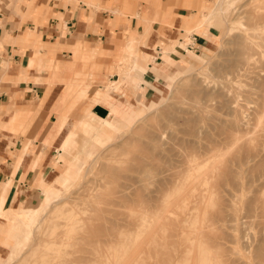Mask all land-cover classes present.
<instances>
[{
	"label": "rangeland",
	"instance_id": "rangeland-1",
	"mask_svg": "<svg viewBox=\"0 0 264 264\" xmlns=\"http://www.w3.org/2000/svg\"><path fill=\"white\" fill-rule=\"evenodd\" d=\"M200 1H205L204 4H207V7H212L214 1L219 0H193L191 4H185L190 11L194 9L196 14L184 18L183 23L190 22L196 16H201L202 19H198L191 27L190 23L186 27L182 24L184 32L178 31V35L174 39L164 36L161 32L158 44L163 53H168L170 47L174 45L182 47L180 38L188 41L187 37H190L193 32L205 33L208 27L212 26L216 35L211 36L208 46L201 47L198 52L193 51L199 55V58H191L184 68L179 64L172 65L173 62H170L168 57L170 55L163 54L168 57L169 74L160 79L156 76H144L143 78L148 81L145 83L139 78L137 74L141 75L142 73L135 67L134 61L140 64H145L146 61L141 60L138 53H132L128 61L124 59L126 55L124 43L126 36L132 32L131 30L122 31L118 44L113 42L112 46H100L102 50L95 57L76 54L72 50L74 66L71 68L64 67V70L61 62L58 63L60 67L53 63L44 65L48 67V70L52 68L54 75L66 77L73 73L70 77H75V73L80 72L85 74L81 76L87 79L85 86H76L74 90L76 92L64 104L59 95L53 110L48 112V115L53 114L57 119L56 110L63 111V114L68 118L67 131L69 128H74L75 122L81 118L92 120L88 105L94 104V101L91 98L87 103V100L83 99L84 88L87 86L95 89L101 95L108 93V90L114 95L118 94L119 98L131 108L141 110V105L138 104L140 101L146 106L151 105L154 109L147 114L145 119H139L132 126L120 123V129L110 133L114 140L109 145L103 146L95 143L79 129H76L77 135L71 138L64 149L60 143L58 144L57 158L59 156H65L68 160L79 158V174L68 188L60 187L63 198L52 202L45 211L39 213L40 223L33 229L30 239L21 250L12 253L11 244L22 238V224L19 223L16 227L8 230L5 226L0 230V264H126L124 262H127L129 258L130 261L132 258L138 259L133 264H191L192 257L193 263L199 264L198 260L202 258L199 251L201 243L210 251L207 263L210 261L211 264H264L262 262L264 261L262 255V253L264 254V242L261 238L264 234V218H261L264 216L262 215L264 208L259 207L262 203L264 205V200H262L264 197V102H262V100L264 101V90L262 88L264 86L257 88L264 83L262 81L264 79V0H226L228 4L226 3V10L223 13L216 12L210 15L208 8L207 10L204 7V11V8L199 6ZM122 10L123 14L128 12L127 7ZM132 16L140 19L136 13H133ZM170 17H174V14H164V18L159 22L173 27L172 22L166 19ZM154 20L158 21V19ZM147 22L143 21L144 24ZM136 42L139 48L142 44L147 47L146 42L143 43L141 34ZM67 49L70 48L67 47ZM182 49L184 52L191 51L185 47ZM174 54L179 58L182 55L180 51ZM247 54L251 59L248 66L247 64L245 66V59L249 58L245 56ZM150 62L152 66L155 61L151 59ZM34 66L37 65L31 67ZM92 74H94L93 77ZM170 81L173 82L172 88L169 87ZM55 82L64 83L62 92L68 89L67 82L60 78H51L49 85ZM142 82L144 85L140 84ZM119 83L122 85L118 86ZM259 83L262 84L259 86ZM145 86L150 90L146 92V89L143 88ZM217 91L221 94L218 95ZM222 92H224L223 95ZM234 99L239 103H236ZM222 103L226 105L224 104V106ZM63 107L64 109H62ZM238 111L240 115L237 113ZM32 115L36 118L38 112L36 111ZM48 115L46 121L49 120ZM101 116H107L106 111ZM239 117L242 120H237ZM21 119L22 117L17 119L12 131L24 132L26 125L33 121H25V119L20 122ZM156 126L163 131L161 139L158 138L161 131L157 130ZM66 130L61 133L60 142L67 133ZM154 133L157 136L153 135ZM211 139L214 141L211 142ZM227 139L233 140L229 142ZM213 144H218L219 148H215H218L219 151L215 148L216 152L213 149L209 150ZM256 145L261 146L257 147ZM204 147L206 151L203 149ZM256 149H260L259 153L256 152ZM193 150H195L194 153ZM254 151L257 155L253 154ZM60 153L62 154L59 155ZM204 154H209L207 155L209 157ZM216 159L218 161L222 159L219 163L215 161L220 168H215L217 172L212 166H209L215 165L213 161ZM66 165L67 162H56L55 171L49 175L45 174V179L51 180L58 174V171H63ZM207 167L210 168L207 169L208 175H212L210 178L202 174L203 170H205L203 173H206L205 168ZM228 168L229 170H227ZM209 171H213V173ZM192 172L197 177L199 174L205 178H200L201 181L199 179L197 181V177L195 178ZM169 178L171 181L168 183L167 179L169 180ZM191 178L196 179L197 182L191 181ZM213 179L216 181L214 180L212 183ZM160 180L162 184L158 182ZM210 180L212 186L209 183ZM190 181L191 183H188ZM194 183H199V190L197 185L192 188ZM185 186L190 187V193L186 191L190 197L186 193V197L182 194L183 200L178 202L179 191H185ZM208 187L213 188L209 189ZM31 188L35 190L34 198L22 206L36 208L41 204L44 196L40 187L38 188V179L34 180ZM164 188L166 189L164 190ZM157 189L161 190L158 194ZM201 189L205 190L202 192ZM200 190L204 196L198 195ZM209 190H213V193L210 194ZM162 192L164 193L162 194ZM207 193L209 195H206ZM153 194L156 197L160 196V200L155 197L157 200L155 201L153 197L155 203L151 201ZM196 195L198 198L195 197ZM199 196L202 197V201ZM255 196H259L258 199ZM173 197H177L174 204L176 205V202L179 204L176 206L172 205L175 199ZM252 198L255 199L251 204ZM170 199L173 200L170 203L172 206H168ZM199 200L201 203H198ZM248 202L250 203L248 204ZM196 204L201 205L197 207ZM10 205L15 207L19 204L9 203L8 206ZM263 205L262 207H264ZM170 207L173 209L171 208L169 211ZM251 207L253 210L249 213L248 209ZM232 208L235 211H232ZM198 211L200 213L202 211V220L200 219L199 224L201 223L200 228L204 236L201 231H196L200 238L197 236L199 241H196L197 246H195V239L192 238L195 233L191 232L200 226H196L201 218ZM236 212L237 214L234 215ZM164 219L166 224L164 223V226L160 227V222ZM206 221L208 222L206 223ZM0 222L3 223L4 219L0 218ZM232 222H236L235 229ZM210 223L214 224V226L211 225V229L208 226ZM157 225L160 226L157 227ZM185 226L189 232L183 230V228L186 229ZM205 227L206 231H204ZM212 227H216V229ZM162 228L165 229L162 230ZM180 228L182 232H179ZM215 230L218 237L214 235ZM146 231L148 234L151 233L150 236L146 234ZM185 232L188 235L191 234V237ZM154 234L156 237L153 242L156 245H165V248L156 247L152 242L153 238L149 241L151 235L153 237ZM178 235L181 236L180 240ZM143 236L145 239L142 238ZM259 240L262 242L261 250L259 249L261 243ZM150 242L155 248L151 247ZM210 242L216 247H211ZM140 244L143 245L140 246ZM193 246L197 249H194ZM140 250L144 253L135 254ZM193 250L197 251V255ZM101 252L104 255H101ZM192 252L197 257L191 255ZM211 253L223 258L222 262H226L218 261L219 258L215 259ZM255 253L258 255L256 256ZM119 255L120 257H117ZM11 256H13L12 259H10ZM125 257H127L126 260L122 261ZM128 263L131 262L128 261Z\"/></svg>",
	"mask_w": 264,
	"mask_h": 264
},
{
	"label": "crops",
	"instance_id": "crops-1",
	"mask_svg": "<svg viewBox=\"0 0 264 264\" xmlns=\"http://www.w3.org/2000/svg\"><path fill=\"white\" fill-rule=\"evenodd\" d=\"M192 2L193 0H0V194L5 183L9 179L13 181L12 189L6 196V204H24L33 199L35 190L31 187L34 180L39 179L40 174L44 176L55 171L61 134H57L50 145L43 142L49 127L57 120L53 114L48 115V112L53 110L59 95L62 102L72 86L81 87L87 83V79L81 76L85 74L80 72H76L75 77H70L73 73L66 77L54 75L52 68L48 70L44 66L46 62L58 67L61 62L63 69L71 68L74 66L72 50L76 54L95 57L102 50L100 46H112L115 42L118 44L122 31L131 30L126 36L124 47L129 38L138 33L147 45L145 47L142 44L140 48L153 56L158 67L164 61L163 54L170 55L168 57L173 62L172 65L179 62L185 65L191 58H199L193 51L198 52L201 47L209 45L211 36L216 35L214 27L209 26L205 33L193 32L190 35V41L186 45L190 52H184L182 47L174 45L168 53H163L158 41L161 32L174 39L178 31L184 32L182 24L186 27L190 23L191 27L198 19H202L201 16H196L190 22L183 23L184 18L196 14L194 9L190 11L185 6ZM124 7L128 8L125 14L122 10ZM133 13L139 15L140 19L132 16ZM164 14H174V17L166 18L172 22L173 27L159 22ZM143 21H148V24ZM178 51L182 54L180 58L174 54ZM38 57L42 62L38 63L36 59L30 65L31 59ZM33 65L40 67H31ZM51 78L64 80L68 89L62 92V82L49 85ZM143 88L146 92L150 90L147 86ZM84 95L83 99L87 103L91 98L98 100L88 105L89 111L98 116L106 111L108 115L110 101L107 98L88 86L84 88ZM114 96L119 98L118 94ZM15 110H26L30 116L28 121L33 120L34 112H38L37 117L26 125L24 132L12 131L17 122V119L14 122L13 117ZM57 113L65 115L63 111L56 110ZM17 158L20 161L18 168L14 170Z\"/></svg>",
	"mask_w": 264,
	"mask_h": 264
},
{
	"label": "bare ground",
	"instance_id": "bare-ground-1",
	"mask_svg": "<svg viewBox=\"0 0 264 264\" xmlns=\"http://www.w3.org/2000/svg\"><path fill=\"white\" fill-rule=\"evenodd\" d=\"M199 2V1H198ZM198 2H196V3H198ZM204 2L205 1H200V4H199V6L200 7H205L206 9L208 8L209 9V15L210 14H212V13H223L225 10H226V3L228 4V1L226 2V0H219V1H214V3H213V6L212 7H207L205 4H204ZM212 4V3H211ZM198 5V4H197ZM205 8H204V11H205ZM201 9V8H200ZM207 9V10H208ZM253 13V12H252ZM254 14V13H253ZM258 14V13H257ZM254 15H256V14H254ZM263 15V14H262ZM262 15L260 16V17H262ZM253 16V15H252ZM253 17H255V16H253ZM255 20V19H254ZM240 25L238 24V27H239ZM235 27V26H234ZM230 28V27H229ZM230 30V29H229ZM250 34V33H249ZM139 36H140V34H136V35H132L130 38H129V40H128V42L126 43V45H125V47H124V50H126V55L124 56V59L126 60V61H128L129 59H130V57L132 56V53H138V56L140 57V59L141 60H143V61H146V63L145 64H140V63H138V62H135L134 61V63H135V67H137L138 69H139V71L142 73L141 75L140 74H137L138 76H139V78H141L143 81H145V83H148V81H146L143 77L144 76H146V77H159L158 79H160L161 77H163V76H167V74H169L168 73V70H169V64H168V57L165 55V56H163V58H164V61L161 63V66H157V64L154 62V64L151 66V59L152 60H154V58H153V56H151V55H149L148 53H146L145 51H143V50H141L137 45H136V40H137V38H139ZM187 39H188V41L190 40V37L188 36L187 37ZM180 46H182V47H185V48H187L186 47V45H187V43H188V41H185V39H181L180 38ZM188 49V48H187ZM85 54H87V53H85ZM245 56H248V54L247 55H245ZM249 58H246L245 59V66H246V64H247V66H248V63H249V61H250V59H251V57L250 56H248ZM245 58V57H244ZM36 59L38 60V63H40V61L42 62V59L41 58H32L31 59V61H30V65H32L33 64V62L34 61H36ZM180 65V67H182V68H184L186 65H184V63H181V62H179V63H177L176 65ZM46 65H48L47 64V62H46ZM167 71V72H166ZM181 73H182V71L181 70H179ZM263 79V78H262ZM258 81V80H257ZM263 82H264V79L262 80ZM115 82V81H114ZM117 82V81H116ZM259 82H261V81H259ZM262 82V83H263ZM138 83V82H137ZM173 82H171L170 81V83H169V87L170 88H172V84ZM262 83H259V86H260V84H262ZM140 84H143L144 85V83L142 82V83H140ZM122 85V83H119V85L118 86H121ZM150 85V84H149ZM222 85V84H221ZM224 85V84H223ZM222 85V86H223ZM225 86V85H224ZM264 86V83L262 84V86H260V87H258L257 86V88H262ZM231 88V87H230ZM76 89V86H72V88H71V90H69L67 93H66V95L64 96V98H63V100H62V103H65L67 100H69L71 97H72V95L76 92V91H74ZM224 89H225V87H224ZM263 90H264V88H262ZM218 90H220V88H218ZM228 91V90H227ZM110 91L108 90V93H106V94H104L103 96L105 97V98H107L109 101H110V107H109V111H108V115L107 116H98V115H96L94 112H92V111H90V113H91V115H92V120H96L95 122L94 121H92L91 119H87V118H81V119H79L78 121H76L75 122V125H74V128H69L68 129V131L66 130L67 129V123H68V118H67V116L66 115H62V114H60V113H57L58 114V116H57V120L55 121V122H53L52 124H51V126L49 127V130H48V133L46 134V136H45V139H44V143H46V144H49L51 141H52V139L57 135V134H61L62 132H64L65 130L67 131V133L65 134V136H64V138L61 140V142H60V146L62 147V149H64L65 148V146L66 145H68V143H69V141L71 140V138L73 137V136H75V135H77V131H76V129H79L83 134H85L86 136H88V137H90L95 143H99V144H101V145H103V146H105V145H109L110 143H111V141L112 140H114V138H112V136H111V132L112 131H118L119 129H120V123H124V124H126V125H129V126H132L136 121H138L139 119H145L146 117H147V114L150 112L151 113V111H153V109H152V107H151V105H149V106H146V105H144V103L143 102H138V104L139 105H141V110H138V109H134V108H131L129 105H127L126 103H124V102H122L119 98H117V97H115L114 96V94L112 93V92H110ZM254 92V91H253ZM219 91H217V94L219 95ZM223 93L224 92H222V95H223ZM261 93H262V91H261ZM116 94H117V92H116ZM221 94V93H220ZM221 95V96H222ZM228 96V95H227ZM168 97V96H167ZM169 99V98H168ZM235 99H237V98H235ZM234 99V100H235ZM92 100L94 101V103H96L98 100L96 99V98H92ZM237 100H235V102H236ZM249 101V100H248ZM251 101V100H250ZM223 102V101H222ZM262 102H264L263 100H262ZM228 103V102H227ZM236 103H239V102H236ZM223 104V103H222ZM225 104V103H224ZM223 104V105H224ZM226 105V104H225ZM224 105V106H225ZM240 105V104H239ZM261 105V104H260ZM264 105V104H263ZM236 106V105H235ZM240 106H242V105H240ZM244 107V106H243ZM263 107V106H262ZM156 108V107H155ZM236 108H237V106H236ZM232 109V108H231ZM238 110H240V109H238ZM254 112V111H253ZM237 113H239V115H240V112L238 111ZM29 115V113L26 111V110H15L14 111V113H13V117H14V122H15V119H19L20 117H22V119L20 120V122L22 121L23 122V120H25V121H28L27 120V118L28 117H30V116H28ZM245 115V114H244ZM247 116V115H246ZM249 116V115H248ZM192 117V116H191ZM191 117H190V119H191ZM237 117H238V115H237ZM241 117V116H240ZM238 118L237 120H242V118ZM153 118V117H152ZM152 118H151V120H152ZM198 118V117H197ZM212 118V117H211ZM246 118V117H245ZM30 119V118H29ZM148 119V118H147ZM189 119V120H190ZM214 119H215V117H214ZM150 120V121H151ZM195 120V119H194ZM247 120H249V119H247ZM191 121H193L192 119H191ZM195 121H197V120H195ZM217 121V120H216ZM215 121V122H216ZM146 122V121H145ZM197 123V122H196ZM217 123H218V121H217ZM248 123V122H247ZM21 124V123H20ZM195 124V123H194ZM246 124V123H245ZM261 124H262V122H261ZM159 126V125H158ZM157 127V126H156ZM160 127V126H159ZM158 128V127H157ZM221 129V128H220ZM157 130H159V128L157 129ZM159 131H161V128H160V130ZM149 132H151V131H149ZM152 132H154V131H152ZM223 132V131H222ZM225 132V131H224ZM235 134H236V132H234ZM233 133V135H235ZM218 134V133H217ZM153 135H155V133L153 134ZM162 135H163V131H161V133L158 135V138L159 139H161V137H162ZM155 136H157V135H155ZM154 136V137H155ZM220 136V135H219ZM226 136V135H225ZM229 136V135H228ZM205 138H206V136H205ZM204 138V139H205ZM225 138V137H224ZM226 138H227V136H226ZM229 138V137H228ZM234 138V137H233ZM208 140H210V139H208ZM207 140V141H208ZM212 140L213 139H211V142H212ZM222 140V139H221ZM228 140V139H227ZM233 140V139H232ZM232 140H228L229 142H232ZM214 141V140H213ZM181 142H182V140H181ZM210 142V141H209ZM227 142V141H226ZM178 143V142H177ZM186 143H188V142H186ZM196 143V142H195ZM194 143V144H195ZM215 143V142H214ZM224 143H225V141H224ZM181 144V143H180ZM180 144H179V146H180ZM211 144V143H210ZM220 144V143H219ZM260 144V143H259ZM190 145V144H189ZM189 145H188V147H189ZM218 145V144H217ZM216 144L214 145H212L211 146V148L209 149L210 151L213 149L214 151H215V147H218ZM225 145V144H224ZM187 146V145H186ZM203 146H207V145H203ZM209 146V145H208ZM257 146V145H256ZM261 146V145H260ZM260 146H257V147H260ZM203 148V149H205V151H206V148ZM223 147V146H222ZM190 148V147H189ZM195 148H197V147H195ZM199 148V147H198ZM208 148V147H207ZM215 148V149H214ZM219 148V147H218ZM218 148L216 149L217 151H219L218 150ZM256 148V147H255ZM180 149V148H179ZM254 149V148H253ZM258 149V148H257ZM256 149V152L257 153H259V150H257ZM182 150V149H181ZM183 151V150H182ZM221 151V150H220ZM195 152V150H193V153ZM198 152H199V150H198ZM216 152V151H215ZM214 152V153H215ZM255 151L253 152V154L255 153L256 155H257V153H256ZM184 153H185V151H184ZM201 154L203 153V152H200ZM213 153V154H214ZM261 153V152H260ZM176 154V153H175ZM174 154V155H175ZM178 154V153H177ZM197 154V153H196ZM252 154V153H251ZM205 155V154H204ZM207 155H209V154H207ZM207 155H205V156H207ZM247 155H249V154H247ZM246 155V156H247ZM88 156H90V154H88ZM205 156H202V157H204L205 158ZM215 156V155H214ZM254 156V155H253ZM263 156V155H262ZM180 157V156H179ZM207 157H209V156H207ZM206 157V158H207ZM216 157V156H215ZM251 157V156H250ZM249 157V158H250ZM186 158H187V156H186ZM198 158V157H197ZM247 158H248V156H247ZM172 159H173V157H172ZM200 159V158H199ZM199 159H197V160H199ZM252 159V158H251ZM224 160V159H223ZM19 161H20V158H17V161H16V165H15V168H14V170L16 169V168H18V164H19ZM57 162H59V161H65V162H67V165L65 166V168H64V170L63 171H58V174L55 176V177H53L51 180H46L45 179V177L42 175V174H40V177H39V179H38V188L40 187V189L42 190V192L44 193V196H43V198H42V201H41V204H39V206L38 207H36V208H34V207H24V206H22V204L21 203H19V205L18 206H15V207H12V205H10V206H8V204H6V196H7V194L11 191V189H12V179H7L8 180V182H6L5 183V185H4V187H3V191L1 192V194H0V218L1 219H4V222L3 223H1L0 222V230H2L5 226H7V230L8 229H10V228H14V227H16L19 223L20 224H22V226H23V230H21V232H22V238L21 239H19V240H17V241H14V243L13 244H11V247H12V253H15V252H17V251H19V250H21L23 247H24V245H26V243H27V241L30 239V237H31V235H32V232H33V229L35 228V227H37L38 226V224L40 223V221H39V218H38V215H39V213L40 212H42V211H45L46 209H47V207L52 203V202H54V201H57V200H60L61 199V197H62V194L63 193H61V189H60V187L61 188H68L69 187V185L76 179V177H77V175L79 174V171H80V166H79V158H76V159H73V160H71V159H69L68 160V158H65V156L63 157V156H59L58 157V159L56 160ZM174 161H175V159H174ZM182 161H183V158H182ZM200 161H201V159H200ZM215 161H217L218 163L220 162V161H222V159L220 160V161H218L217 159L216 160H214L212 163L213 164H215V165H209V166H212V168H216L217 167V169L219 168L218 166H219V164L218 163H216ZM156 162H158V161H156ZM172 162V161H171ZM180 162V161H179ZM225 162H226V160H225ZM224 161H223V163L224 164H226ZM229 162H231L230 160H229ZM259 162V161H258ZM257 162V163H258ZM181 163V162H180ZM184 163V162H183ZM199 163V162H198ZM222 162H221V164H223ZM228 163V162H227ZM179 164V163H178ZM189 164V163H188ZM188 164H186V165H188ZM199 164H201V163H199ZM217 164H218V166H217ZM221 164H220V166H221ZM154 166L153 167H155V164H153ZM227 165V164H226ZM257 165V164H256ZM255 165V166H256ZM173 166H174V164H173ZM177 166H179V165H177ZM181 166V165H180ZM208 166V167H209ZM185 167V166H184ZM205 168L206 169V173L204 172L203 173V171H205V170H203L202 171V174L204 175H206V176H209V177H207V178H210V176L212 177V175L210 174V175H208V173H207V169H210V168ZM179 168V167H178ZM195 168V167H194ZM211 168V169H212ZM186 169H188L187 167H186ZM185 168L183 169L184 171L186 170ZM220 169V168H219ZM51 170V169H50ZM172 171H173V169H171ZM182 170V169H181ZM213 170V169H212ZM227 170H229V168L227 169ZM52 171V170H51ZM190 171V170H189ZM193 171V170H192ZM215 171H216V169H215ZM210 172V171H209ZM212 173H213V171H211ZM210 172V173H211ZM217 172V171H216ZM175 173V172H174ZM193 173V174H192ZM191 174L192 175H194L195 176V174H194V172H192ZM228 174H229V172H227ZM226 173V174H227ZM230 173H231V171H230ZM201 174V173H200ZM215 175L214 176H216V173H214ZM227 174V175H228ZM171 175V174H170ZM192 175H191V177H192ZM181 176V175H180ZM199 176H201V177H199ZM169 177V176H168ZM197 176H195V178H196ZM199 177V178H198ZM198 177L196 178L197 179V181H198V179L201 181V179L200 178H203L202 177V175H199L198 174ZM205 178V177H204ZM203 178V179H204ZM215 178H217V176L215 177ZM175 179H177V178H175ZM193 179V180H192ZM196 179H194V178H191V181H193V182H197V181H195ZM203 179H202V182H204L203 181ZM212 179V178H211ZM166 180V179H165ZM208 180V179H207ZM214 180L215 179H213L212 180V183L214 182ZM167 181H168V183H169V181H171L170 180V178H169V180L167 179ZM166 181V182H167ZM191 181L190 182H188V183H191ZM199 181V182H200ZM216 181V180H215ZM159 183L160 182H162L161 180L160 181H158ZM174 182L176 183V181L174 180ZM172 183H173V181H172ZM174 183V184H175ZM210 184H211V180H210V182H209ZM59 184V186H57ZM160 184H162V183H160ZM159 184V185H160ZM171 184V183H170ZM210 184H208L209 186H210ZM18 185V184H17ZM190 185V184H189ZM193 185V184H192ZM198 187H197V186ZM201 186H202V183L200 184ZM162 186V185H161ZM163 186H165V185H163ZM172 186V185H171ZM194 186L195 187H197V189L199 190L200 188H199V183H194V185H193V187L192 188H194ZM200 186V187H201ZM211 186H212V184H211ZM182 188V187H181ZM189 188V189H188ZM188 188L185 186L184 187V189H185V191L184 190H182L181 192L179 191V194H178V196L177 197H179V199L177 198V197H173V198H175L174 199V201H173V203H172V205L174 204V202H175V200H176V198H177V200H178V202L181 200H183V197L182 196H185L186 197V194H188L187 192H189V190H190V187L188 186ZM192 188H191V190H192ZM209 189L211 188H213V187H208ZM160 189H162V188H160ZM158 190L157 191V194L159 193V191L161 192V190ZM166 188H164V190H165ZM188 189V190H187ZM197 190V191H198ZM202 190V192H203V190H205V189H201ZM201 190H200V194L198 193V195H203L204 196V194H202L201 193ZM66 191V190H65ZM155 191H156V189H155ZM163 191V190H162ZM167 191V190H166ZM166 191H164V192H166ZM187 191V192H186ZM209 191H211V193L209 192ZM209 191H206V192H209L210 194H212L213 192V190H209ZM64 192V191H63ZM164 192H162V194L164 193ZM193 192V191H192ZM181 193V194H180ZM186 193V194H185ZM190 193V192H189ZM183 194V195H182ZM161 195V194H160ZM181 197H180V196ZM206 195H209L208 193L206 194ZM162 196V195H161ZM188 196L190 197V195L188 194ZM153 197H154V200H155V197H156V195L154 196V194L152 195V200L151 201H153ZM160 197V196H159ZM159 197H156V199L158 200H160V198ZM194 197V196H193ZM195 197H197V195L195 196ZM199 197H201V196H199ZM256 197V196H255ZM257 197H259V196H257ZM256 197V199H258ZM63 198V197H62ZM198 198V197H197ZM204 198V197H203ZM186 199V198H185ZM200 199V198H199ZM253 199V198H252ZM255 199V198H254ZM254 199L253 200H251L250 202H251V204L253 203L252 201H254ZM157 200H155V201H157ZM176 200V201H177ZM201 201H202V197H201V199H200ZM198 201V203L200 202L201 203V201ZM238 200V199H237ZM240 200V199H239ZM262 200H264V197H263V199ZM261 200V201H262ZM23 201V200H22ZM155 201H153L154 203H155ZM171 201V199H170V202H169V205L168 206H172L170 203L172 202ZM185 201V200H184ZM192 201V200H191ZM236 201V200H235ZM260 201V202H261ZM10 202V201H9ZM168 202V201H167ZM178 202H176L177 204H179ZM237 202V201H236ZM240 202V201H239ZM250 202H248V204L250 203ZM259 202V203H260ZM197 203V204H198ZM207 203V202H206ZM244 203H245V201H244ZM167 204V203H166ZM176 204V205H177ZM196 204V205H197ZM237 204H239L238 202H237ZM175 205V204H174ZM175 205V206H176ZM199 205H201V204H199ZM199 205H197V207L199 206ZM208 205V204H207ZM206 205V206H207ZM258 205V204H257ZM262 205H263V203L261 204V206L259 205V207H261V208H264V207H262ZM175 206H173L174 208H176ZM205 206V207H206ZM233 206V205H232ZM252 206V205H251ZM253 206H254V204H253ZM264 206V205H263ZM173 207H170L168 210L170 211V209L172 208L173 209ZM194 207V206H193ZM204 207V206H203ZM204 207V208H205ZM215 207H216V205H215ZM246 207H250V206H246ZM190 208V207H189ZM195 208H196V206H195ZM235 208V207H234ZM247 208V209H248ZM145 210V209H144ZM167 210V211H168ZM202 210H205V209H202ZM235 211V209H233L232 208V211ZM249 211V213L250 212H252V207H251V209H248ZM175 211H176V209H175ZM181 211V210H180ZM189 211H190V209H189ZM261 211H262V209H261ZM173 212V211H172ZM179 212V211H178ZM185 212V211H184ZM207 212V211H206ZM254 213H255V211H253ZM263 212H264V210H263ZM195 213H197V212H195ZM200 213V211H198V214ZM19 214V215H18ZM177 214V213H176ZM188 214V213H187ZM201 218H199L200 217V215H198L199 217V220H198V224L196 225V226H199L198 228H197V230H193L194 232H191V233H195L194 234V237L192 236V238L193 239H195V242H194V244L196 243V245L195 246H197V242L196 241H199L198 239L200 238V236H199V233H197L196 231H198V232H202V236H204V234H203V231H202V229L200 228L201 227V223L199 224V222L202 220V211H201ZM237 214V212L234 214V215H236ZM252 214V213H251ZM262 214V213H261ZM261 214H260V216H261ZM207 215H208V212H207ZM233 215V216H234ZM250 215V214H249ZM262 215H264V213L262 214ZM144 216V215H143ZM167 217H169V215H166ZM186 216V215H185ZM192 216H194L193 214H192ZM192 216H191V219H192ZM251 216V215H250ZM140 217H142V216H140ZM166 217V218H167ZM165 218V219H166ZM185 218V217H184ZM236 218V217H235ZM234 218V219H235ZM261 218H264V216H261ZM165 219L163 220V221H161L160 222V225H157V227L158 226H160V227H162V226H164V221H165ZM172 219V218H171ZM186 219V218H185ZM185 219H183V220H185ZM201 219V220H200ZM154 221V220H153ZM186 221V220H185ZM210 221V220H209ZM233 222L234 221H236V220H232ZM170 222V221H169ZM208 221H206V223H207ZM232 222V223H233ZM205 223V224H206ZM211 223H213V222H211ZM210 223V225H208V226H210V229H211V225H213L214 226V224H211ZM240 223V222H239ZM243 223V222H242ZM166 224V223H165ZM234 224V225H233ZM232 224V226L234 227V229H235V224H236V222L235 223H233ZM264 224V223H263ZM203 225V224H202ZM207 225V224H206ZM239 225V224H238ZM204 226V225H203ZM159 227V228H160ZM166 227V226H165ZM172 227V226H171ZM186 227V226H185ZM195 227V226H194ZM151 228H153V227H151ZM150 228V229H151ZM193 228V227H192ZM212 228H215L216 229V227H212ZM165 229V228H164ZM163 228H162V230H164ZM177 229H178V227H177ZM200 229V230H199ZM206 229V227L204 228V231H206L205 230ZM207 229H209V228H207ZM157 230V229H156ZM170 230V229H169ZM180 230H181V228H180ZM183 230L185 231V230H188V232H189V229H187V227H186V229L185 228H183ZM234 231V230H233ZM241 231V230H240ZM144 232V231H143ZM179 232H182V230L181 231H179ZM212 232H214V231H212ZM158 233V232H157ZM186 233V232H185ZM196 233H197V235H196ZM211 233V232H210ZM215 233H216V230H215ZM214 233V235H217V237L219 236L217 233L215 234ZM263 233V232H262ZM261 233V234H262ZM146 234H148V232L146 231ZM150 234L151 233H149L148 235L150 236ZM153 234V233H152ZM211 234H213V233H211ZM156 234H154V236L152 237V235H151V238H149L148 240L149 241H151V239L153 238V240H152V242L154 241L155 242V236ZM181 235V234H180ZM186 235H188V233H186ZM145 236V235H144ZM142 237V238H144L145 239V237ZM179 236V235H178ZM184 236V235H183ZM188 236H190L191 237V234H189ZM196 236V237H195ZM199 238H198V237ZM202 236H201V239H202ZM179 238V240H180V238H181V236H179L178 237ZM191 238V239H192ZM197 238V239H196ZM213 238V237H212ZM261 238H263L264 239V234H262V236H261ZM144 239H142V240H144ZM207 239V238H206ZM206 239H204V242L206 243ZM262 239V241L264 242V240ZM147 240V241H148ZM156 240H157V238H156ZM203 240V239H202ZM261 240V239H260ZM259 240V241H260ZM146 241V244L148 243ZM211 241V240H210ZM140 242H141V240H140ZM143 243H145L144 241H142ZM153 242V243H154ZM180 242V241H179ZM203 242V241H202ZM212 242H214V241H212ZM212 242H210L212 245H213V243ZM261 242V241H260ZM127 244H128V242H126ZM198 243H200V242H198ZM215 243H217V242H215ZM137 244V243H136ZM150 244H151V247L153 246L152 245V243L150 242ZM155 244V243H154ZM162 244V243H161ZM164 244V243H163ZM193 244V245H194ZM207 245H208V243H206ZM210 244V245H211ZM218 244V243H217ZM216 244V245H217ZM261 244H262V242L259 244V249L261 250L262 249V247H261ZM138 245V244H137ZM141 245H143V244H140V246ZM145 245V244H144ZM187 245V244H186ZM211 245V247H216L215 245H213L212 246ZM139 246V245H138ZM146 246V245H145ZM155 246L157 247V246H160V244H158V245H156L155 244ZM181 246V245H180ZM195 246H193V248L194 249H197V247H195ZM136 247V246H135ZM144 247V246H143ZM154 247V246H153ZM161 248L163 247V248H165V245H162V246H160ZM175 247V246H174ZM184 247V246H183ZM186 247V246H185ZM184 247V248H185ZM188 247V246H187ZM207 247H209V245L207 246ZM218 247V246H217ZM258 247H256V248H258ZM124 248H125V246H124ZM155 248V247H154ZM160 248V249H161ZM199 251L201 252V254H202V258L200 259V260H198L200 263L199 264H211V262L209 261V263H207V261L209 260V255H210V251L206 248V247H204L203 246V244L201 243L200 244V246H199ZM219 248V247H218ZM136 249V248H135ZM141 249V248H140ZM143 249V248H142ZM145 249V248H144ZM150 249H152V248H150ZM156 249H158V248H156ZM181 249V248H180ZM133 250V249H132ZM137 250V249H136ZM136 250H135V252H136ZM186 250V249H185ZM128 251V253H129V250H127ZM131 251V250H130ZM154 251V250H153ZM194 251V253L196 254L197 253V251L195 252V250H193ZM257 251V250H256ZM110 252V251H109ZM112 252V251H111ZM139 252L141 253V252H143L142 250H140V251H138V253H135V254H139ZM157 252H158V250H157ZM178 252V251H177ZM184 252H186V251H184ZM211 252H213V250H211ZM221 252V251H220ZM262 252V251H261ZM264 252V251H263ZM102 253V252H101ZM100 253V254H101ZM113 253V252H112ZM144 253V252H143ZM182 253H183V251H182ZM233 253V252H232ZM167 254H169V253H167ZM174 254V253H173ZM177 254V253H176ZM193 254V252L191 253V255ZM195 254H193V255H195ZM234 254H236V253H234ZM256 254V253H255ZM254 254V255H255ZM260 254V253H259ZM101 255H104L103 253L101 254ZM139 255H141V254H139ZM197 255V254H196ZM195 255V257H197ZM258 255V253L256 254V256ZM262 255L264 256V254L262 253ZM159 256V255H158ZM182 256V255H181ZM211 256L212 257H215V259H218L219 257L218 256H216V254H214V253H211ZM117 257H120V255L119 256H117ZM116 257V258H117ZM160 257V256H159ZM165 257V256H164ZM217 257V258H216ZM224 257V256H223ZM259 257H260V255H259ZM13 258V256H11L10 257V259H12ZM126 258L127 257H125V259L124 260H122V261H125L126 260ZM256 258V257H255ZM261 258V257H260ZM260 258H258V259H260ZM264 258V257H263ZM113 259H114V256H113ZM161 259V258H160ZM181 259H182V257H181ZM262 259V258H261ZM260 259V260H261ZM133 260V261H132ZM132 260L130 261V258H129V260H127V262L129 261V262H131V263H128V264H133V263H135V262H137V260H134L133 258H132ZM176 260V259H175ZM195 260H196V258H195ZM222 260H224L223 258H219V260L218 261H220V262H222ZM260 260H258V261H260ZM114 261V260H113ZM112 261V262H113ZM135 261V262H134ZM142 261V260H141ZM167 261V260H166ZM166 261H164L165 263H166ZM174 261V260H173ZM217 261V262H218ZM114 262H116V261H114ZM121 262V261H120ZM127 262H124V263H126L127 264ZM195 262V261H194ZM196 262H197V260H196ZM195 262V263H196ZM223 262H226V261H223ZM222 262V263H223ZM263 263H264V261H262ZM140 263V262H139ZM258 263V262H257ZM113 264V263H112ZM114 264H116V263H114ZM119 264H121V263H119ZM123 264V263H122ZM138 264V263H137ZM167 264V263H166ZM191 264H194L193 263V257L191 258ZM198 264V263H197ZM217 264H219V263H217ZM225 264V263H224ZM259 264V263H258Z\"/></svg>",
	"mask_w": 264,
	"mask_h": 264
}]
</instances>
